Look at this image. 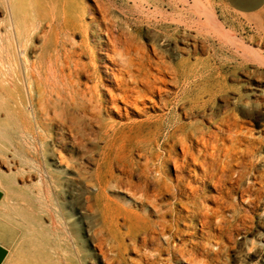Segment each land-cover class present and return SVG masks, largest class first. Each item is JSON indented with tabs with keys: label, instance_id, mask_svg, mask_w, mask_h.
<instances>
[{
	"label": "rangeland",
	"instance_id": "obj_1",
	"mask_svg": "<svg viewBox=\"0 0 264 264\" xmlns=\"http://www.w3.org/2000/svg\"><path fill=\"white\" fill-rule=\"evenodd\" d=\"M125 1L0 0V58L9 54L18 62L15 71L0 70V177H6L8 211L17 224L7 264H264V25L235 14L222 0H162V7H157L158 0ZM102 2L110 8L114 31L131 32L132 44L149 47L154 60L162 55L199 69L208 66L194 89L206 100L212 87L210 102L188 110L193 91L164 106L147 103L146 114L168 118L156 122L157 131L154 122L114 135L108 126L37 124L23 81L24 60L47 56L46 37L54 33L58 48L63 43L69 51L73 45L80 51L78 31L68 35L60 24L48 25L63 6L90 26L81 62L90 68L94 63L98 75L105 76L101 66L108 63L97 40H105L108 21L101 22V31L91 23V16L102 17L97 6ZM162 15L167 17L160 25ZM136 18L142 21L134 23ZM16 30L23 35L20 45ZM166 30L170 34L164 37L161 31ZM183 36L190 37L188 44ZM164 87L165 98L172 101L176 87ZM38 91L34 86V102ZM11 94L21 96L23 108L12 104ZM60 111L51 105L47 115H39L59 118ZM23 116L31 123L23 125ZM184 146L197 157L188 156L182 171L185 193L198 187L196 203L176 189L174 197L168 192L152 201L145 198V192L154 193L156 182L172 178L175 183L178 171L167 159L181 160ZM165 201L171 204L162 228L160 205Z\"/></svg>",
	"mask_w": 264,
	"mask_h": 264
},
{
	"label": "bare ground",
	"instance_id": "obj_2",
	"mask_svg": "<svg viewBox=\"0 0 264 264\" xmlns=\"http://www.w3.org/2000/svg\"><path fill=\"white\" fill-rule=\"evenodd\" d=\"M125 2L128 3L129 0H126ZM156 3H158L157 7H162L163 5L162 0H158V2ZM114 4L115 2L112 3V5ZM97 6L102 12L101 14L102 17L96 18L95 16H91V23L93 27L96 28V30L98 29L99 31H101L102 30L101 22L108 21L107 25H105V29H103V35H105V40H101V39L97 40L99 47L104 46V51H101L100 54L103 53L105 55L106 62L108 63V64H104L103 66H101L105 68V70L103 71L105 76L98 75V69L96 68L94 63L92 67L90 68V66L87 63L81 62V59H82L81 56L83 52L86 51L88 28L90 26L87 23L81 22L77 16H73L71 15V13H68V11L65 9V7L63 8V6L60 11H57L56 16H52L49 19L48 25L50 27V25H52V22L54 21L56 24H60L61 30H63V33L68 34V35L74 33L75 31H78L81 36L80 51H76L74 49V45H73L72 50L69 51L65 48L64 44L61 43L60 48L63 49V53H60L59 51L60 48H58L59 46L58 33H54V35L50 34L49 36L46 37V42H45L46 48L49 51V54L47 56L43 55L38 61H34V62H29L28 60H24L25 69H24V74H23V81H25L28 84V91H29V96H30L29 99H30V103L32 104L30 105H31V110L33 112V120H35L37 124H42L44 123V121L45 122L48 121L49 123L60 122L62 124H68L69 126L78 125L80 128H83V129L87 127H92L93 125H100V127L102 128L105 126H108V128H110L112 131V135H114L116 131H118L119 129H123L125 127H131V126L139 127L142 124L154 122L155 128H156L155 130L157 131L160 128V126H158L156 122L159 121L161 124L162 122H164V120H168V118L164 114L163 115L160 114L156 118L153 119L151 115H148L145 113L146 108L149 107L147 106V103L150 102L151 106H157V107L164 106L171 102H174L175 100H180V101L184 100L187 93H191L193 91L196 93V95L194 96V98H190V100H188V103H189L188 110H192L193 107H196L198 105L200 106L204 105L207 101L210 102V100L213 98L211 97L212 87H209L208 89L209 98L206 100L200 99L201 91L199 90V88L194 89L195 85L198 84L197 81L198 80L202 81L205 78L207 74L206 71L208 70L207 68L208 66L206 67L204 66L203 68L199 69V67H197L196 64L190 65L189 62H187L186 60L185 61L178 60L176 62H170L168 60H165L162 55L158 56L157 59L154 60L150 54V51L148 50L149 47L148 48H145L144 46L138 47V46H134L133 45L134 43L132 44L131 35H130L131 32H129L128 30L126 31V33L123 31L122 32L114 31V28H113L114 22L110 23L111 18L108 17V15L110 14L109 6H104V2L97 3ZM133 6L139 9L137 5L134 4ZM38 12L41 13V10H38ZM91 12H93V10ZM41 14L43 15L44 13H41ZM89 14L91 13L89 12ZM160 14L161 13H159V16ZM166 17H164L160 25L166 22ZM42 18L43 17L41 16V19ZM169 19L172 20V18L170 17ZM141 21L142 19H139V18L134 19V23L141 22ZM125 23H127V21H125ZM161 32L164 37L170 34L169 31L167 30L161 31ZM16 38H17L18 44L20 45L23 42V35L21 34V32H19V30H16ZM182 41L183 43L188 44L190 42V37L183 36ZM193 45L195 44L193 43ZM155 49L156 48H154V50ZM175 49L177 51L183 50V48H180L178 46H175ZM90 51L92 52V48H90ZM17 65H18V62H17L16 57H12L9 54L4 56V58L3 57L0 58V70L1 71L2 69L6 71H9V70L15 71ZM17 78L20 79V81H22L21 80L22 78H20L19 75H17ZM89 81H93V84H89L88 83ZM170 84L173 85V87H176V90L172 92L173 93L172 101L165 98V93L167 90H166V87L164 86H167ZM34 86L38 87L39 89L38 95H37L38 98L35 102L32 99V92L34 91ZM11 96H13V98H11L12 104H14L19 109L23 108V101H22L21 96L16 97V95L14 96V94H11ZM153 96H157L158 99L153 100L154 98ZM51 105H53L54 107L55 106L60 107L62 113L59 116V118L56 116H52V117L46 116L45 119L44 118L41 119V114L39 115V112L47 115L48 107H50ZM134 114H137L140 116L142 115L144 116V118H142L139 121H136L131 118L132 115ZM103 115H106L108 117L115 116L116 118H118V120L105 121L103 118ZM19 120L21 121L23 125L31 123V120L28 117L23 116ZM181 127L182 125L180 126V128ZM211 129L212 128H210V130ZM242 129H243V126H242ZM196 130L197 128L195 127L194 131ZM104 133L106 136H109L108 130L105 131ZM109 137L111 138V136ZM184 137H187L186 133ZM196 145L197 144H195V146ZM232 146H234V144ZM182 156L183 158L181 160H179L178 157L172 158L170 155L168 156V159H167L168 161L172 160L174 168L176 169V171H178V174L176 175L177 178L175 179V183L173 182L172 178H169L167 180L163 179L161 181H158L156 182L154 193H149V191L147 190L148 192L144 193L145 198L151 200L152 197L154 198L158 195H162L168 192L171 194V196L174 197V193L172 191L173 189H176L179 191V194L184 195L185 198L187 199L191 198L190 202L192 204L196 203L197 197H196L195 190L198 187L197 188L191 187L190 194L188 193L186 194L185 192L187 191L185 190L188 186L187 184L185 185L183 182L185 175L184 176L182 175L183 174L182 171L185 165H187L186 163L188 160V156H191L194 160H196L197 157L192 154V152L190 151V148H188L187 146L182 147ZM197 164H196V167H197ZM187 170L188 169H186V172H188ZM97 177L100 178L99 173ZM118 178L120 179L121 177L118 176ZM161 198H164V197H161ZM165 202L166 204L164 206H166V209L164 208L162 209L163 205H160L161 211H160L159 224L162 226V228L165 227V220H164L165 212L168 211L167 209L170 208V204H171V202H167V201ZM110 231H112V227H110Z\"/></svg>",
	"mask_w": 264,
	"mask_h": 264
},
{
	"label": "crops",
	"instance_id": "obj_3",
	"mask_svg": "<svg viewBox=\"0 0 264 264\" xmlns=\"http://www.w3.org/2000/svg\"><path fill=\"white\" fill-rule=\"evenodd\" d=\"M232 12L257 18L264 25V0H222ZM4 176L0 177V264H7L17 239V224L8 211Z\"/></svg>",
	"mask_w": 264,
	"mask_h": 264
}]
</instances>
